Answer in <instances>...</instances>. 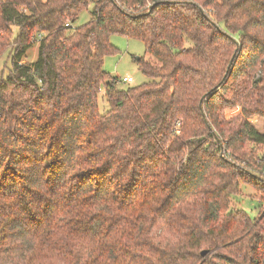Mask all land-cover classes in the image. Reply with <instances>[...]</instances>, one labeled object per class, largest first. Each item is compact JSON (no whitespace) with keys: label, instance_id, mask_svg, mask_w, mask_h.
<instances>
[{"label":"trees","instance_id":"obj_1","mask_svg":"<svg viewBox=\"0 0 264 264\" xmlns=\"http://www.w3.org/2000/svg\"><path fill=\"white\" fill-rule=\"evenodd\" d=\"M112 35L147 83L117 89ZM4 56L0 264H264L233 208L264 195V0H0Z\"/></svg>","mask_w":264,"mask_h":264},{"label":"rangeland","instance_id":"obj_2","mask_svg":"<svg viewBox=\"0 0 264 264\" xmlns=\"http://www.w3.org/2000/svg\"><path fill=\"white\" fill-rule=\"evenodd\" d=\"M91 10L92 5L78 16L77 20L70 25L71 28L79 27L88 22ZM109 42L116 49V53L104 58L103 69L112 78L116 79L117 89H126L127 87L140 86L147 83L149 78L139 71L137 64L138 59H149L144 52L143 43L118 35L110 36ZM37 53V44H35L27 51L23 62L29 63L34 61ZM8 67L9 62L4 56L0 59V74L5 73ZM127 77L132 79L131 83L122 82V79ZM99 108L103 112L108 109V105L105 101L99 99ZM240 113L241 109L235 107L223 110L221 114L223 118L229 120L232 117L238 116ZM248 121L258 132H264V119L253 117L248 119ZM233 208L244 211L249 217L255 218L264 209V195L250 186L241 184L239 195L233 197Z\"/></svg>","mask_w":264,"mask_h":264},{"label":"built area","instance_id":"obj_3","mask_svg":"<svg viewBox=\"0 0 264 264\" xmlns=\"http://www.w3.org/2000/svg\"><path fill=\"white\" fill-rule=\"evenodd\" d=\"M122 82H124V83H131L132 82V79L130 77L123 78L122 79Z\"/></svg>","mask_w":264,"mask_h":264},{"label":"water","instance_id":"obj_4","mask_svg":"<svg viewBox=\"0 0 264 264\" xmlns=\"http://www.w3.org/2000/svg\"><path fill=\"white\" fill-rule=\"evenodd\" d=\"M205 255V252H202V256Z\"/></svg>","mask_w":264,"mask_h":264}]
</instances>
